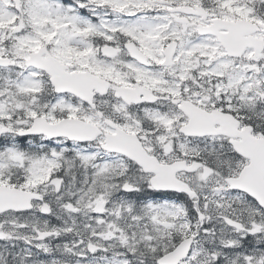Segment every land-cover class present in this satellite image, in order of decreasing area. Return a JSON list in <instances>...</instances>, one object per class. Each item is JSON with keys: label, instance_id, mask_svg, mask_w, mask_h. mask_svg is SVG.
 Segmentation results:
<instances>
[{"label": "snow or ice", "instance_id": "snow-or-ice-1", "mask_svg": "<svg viewBox=\"0 0 264 264\" xmlns=\"http://www.w3.org/2000/svg\"><path fill=\"white\" fill-rule=\"evenodd\" d=\"M0 264H264V0H0Z\"/></svg>", "mask_w": 264, "mask_h": 264}]
</instances>
